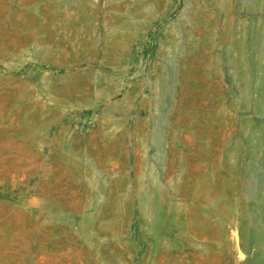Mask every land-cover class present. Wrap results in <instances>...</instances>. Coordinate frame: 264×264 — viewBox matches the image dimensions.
<instances>
[{"label": "rangeland", "instance_id": "obj_1", "mask_svg": "<svg viewBox=\"0 0 264 264\" xmlns=\"http://www.w3.org/2000/svg\"><path fill=\"white\" fill-rule=\"evenodd\" d=\"M263 191L264 0H0V264H244Z\"/></svg>", "mask_w": 264, "mask_h": 264}, {"label": "bare ground", "instance_id": "obj_2", "mask_svg": "<svg viewBox=\"0 0 264 264\" xmlns=\"http://www.w3.org/2000/svg\"><path fill=\"white\" fill-rule=\"evenodd\" d=\"M257 67H258V64L255 66V68ZM253 86L258 90L262 86V80L258 73H256V75L253 78ZM258 105L260 108H263L262 99L259 100ZM250 134L254 140L253 145L259 144L258 142L260 141V139H262L260 138L261 131L256 130V129L255 130L250 129ZM263 204H264V191H263V194L261 195V198L259 197V200L253 204L255 207V210H257V213L259 215L262 213L264 217V208H262ZM250 246H255V250L247 252L248 258L246 259L244 264H257L258 262H261V260L264 259V222H258L252 229L248 231V234H246V248H249ZM242 257L243 256H241V258Z\"/></svg>", "mask_w": 264, "mask_h": 264}, {"label": "crops", "instance_id": "obj_3", "mask_svg": "<svg viewBox=\"0 0 264 264\" xmlns=\"http://www.w3.org/2000/svg\"><path fill=\"white\" fill-rule=\"evenodd\" d=\"M184 230V229H183Z\"/></svg>", "mask_w": 264, "mask_h": 264}]
</instances>
